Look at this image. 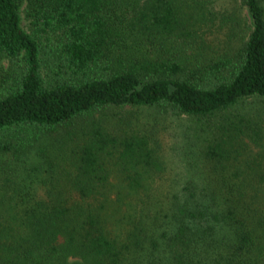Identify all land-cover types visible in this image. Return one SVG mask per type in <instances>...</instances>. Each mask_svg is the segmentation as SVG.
I'll return each instance as SVG.
<instances>
[{"label":"trees","instance_id":"1","mask_svg":"<svg viewBox=\"0 0 264 264\" xmlns=\"http://www.w3.org/2000/svg\"><path fill=\"white\" fill-rule=\"evenodd\" d=\"M263 118L264 0H0V264H264Z\"/></svg>","mask_w":264,"mask_h":264},{"label":"rangeland","instance_id":"2","mask_svg":"<svg viewBox=\"0 0 264 264\" xmlns=\"http://www.w3.org/2000/svg\"><path fill=\"white\" fill-rule=\"evenodd\" d=\"M237 4V6H238V3H236ZM241 14H242V16H243V18H244V21H245V23L246 24H250V20H249V15H248V13H247V11H246V9L244 8V7H241ZM20 16H21V25H22V27L25 29V30H27V31H30V28H29V20H28V18L25 16V13H24V11H23V9L21 8L20 9ZM246 29H248V28H246ZM5 62L3 61V64H4ZM258 103V102H257ZM264 119V118H263Z\"/></svg>","mask_w":264,"mask_h":264}]
</instances>
